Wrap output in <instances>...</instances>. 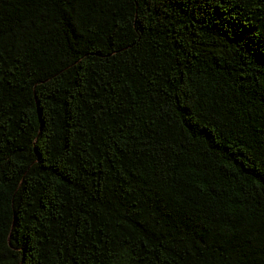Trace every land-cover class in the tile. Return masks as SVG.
I'll return each instance as SVG.
<instances>
[{
	"label": "trees",
	"instance_id": "obj_1",
	"mask_svg": "<svg viewBox=\"0 0 264 264\" xmlns=\"http://www.w3.org/2000/svg\"><path fill=\"white\" fill-rule=\"evenodd\" d=\"M0 264H264V0H0Z\"/></svg>",
	"mask_w": 264,
	"mask_h": 264
}]
</instances>
